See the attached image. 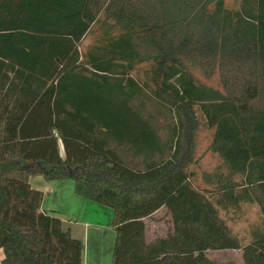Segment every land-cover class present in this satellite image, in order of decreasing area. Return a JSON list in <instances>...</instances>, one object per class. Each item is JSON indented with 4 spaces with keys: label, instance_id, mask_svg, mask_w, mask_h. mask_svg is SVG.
<instances>
[{
    "label": "trees",
    "instance_id": "obj_1",
    "mask_svg": "<svg viewBox=\"0 0 264 264\" xmlns=\"http://www.w3.org/2000/svg\"><path fill=\"white\" fill-rule=\"evenodd\" d=\"M101 14L121 36L84 59ZM134 63L152 64L154 88ZM200 118L230 171L203 176L213 190L188 171ZM36 176L72 180L76 196L112 210V264H216L207 251L264 264V0L238 11L224 0H0L1 264H82V242L42 211ZM244 204L262 215L247 243L222 217ZM163 209L172 232L148 242L145 220Z\"/></svg>",
    "mask_w": 264,
    "mask_h": 264
},
{
    "label": "rangeland",
    "instance_id": "obj_2",
    "mask_svg": "<svg viewBox=\"0 0 264 264\" xmlns=\"http://www.w3.org/2000/svg\"><path fill=\"white\" fill-rule=\"evenodd\" d=\"M256 0H224L227 9L232 11H238L242 8L253 7ZM121 32L113 25V22L106 18L104 14H101L98 21L91 28L90 32L86 35L80 45V52L84 59H87L90 53H94L98 48L106 47L109 41L113 38H119ZM151 63L144 64H132L131 75L141 85L148 84L154 88L155 83L151 77ZM191 74L194 79L209 88L221 91V85L218 77H214L211 80H206L204 76L198 70H192ZM156 104L149 103V109H156ZM159 109V107H158ZM164 112V111H162ZM165 113V112H164ZM169 116H162L160 123L163 126L166 125V121H170ZM201 125L196 133L195 141V156L194 163L189 167L188 171L192 175L191 182L194 187L199 190H213V186L206 183L203 179L204 175H211L222 173L227 175L230 173L229 169L225 166L223 161L210 150V146L213 139V131L208 129L204 124V121L200 118ZM163 138L166 135L162 133ZM133 166L141 169V162L129 161ZM67 182H72L69 180ZM106 210V211H104ZM113 212L111 209L102 207L95 203L89 202L86 210L81 214V220L89 221L97 228H92L91 242H89V250L93 255H97L100 261L105 260L106 250L110 247V238L107 237L110 230L108 227L113 220ZM226 222L229 226H232V231L244 242L249 241L251 231L260 226L262 223V215L260 214L259 207L257 205H243L240 211L228 212ZM234 216L235 222L231 223V216ZM148 223V236L149 239L166 238L172 232V221L168 211L163 209L155 214L151 219L147 220ZM231 223V224H230ZM109 229V230H108ZM98 230L99 232H95ZM100 232L103 237H100ZM99 261V260H98ZM98 261H95L96 264Z\"/></svg>",
    "mask_w": 264,
    "mask_h": 264
},
{
    "label": "crops",
    "instance_id": "obj_3",
    "mask_svg": "<svg viewBox=\"0 0 264 264\" xmlns=\"http://www.w3.org/2000/svg\"><path fill=\"white\" fill-rule=\"evenodd\" d=\"M61 155L64 156L63 148L60 149ZM68 180L53 181L48 182L42 176L32 177L30 179L31 187L35 190L41 191L44 193V201L42 204V211L51 213L61 219L64 231L70 232L74 239H77L82 242L83 252H82V264H96L95 261H98L97 264H112L113 259V249L116 240V233L111 225L108 227L110 230L106 233H109L107 237L110 238V247L106 250L105 260L100 261V258L97 255H93L89 250V242H91V232L92 228H97L95 225H92L89 221L81 220V214L86 210L89 201H86L74 193V182H67ZM248 205V204H244ZM252 206V205H249ZM106 211V210H104ZM107 212V211H106ZM158 213V212H157ZM156 213V214H157ZM113 215V213L111 214ZM155 215V214H154ZM152 215L150 219L154 216ZM227 212L222 211V217L226 220ZM231 216L230 222L234 223L236 220L234 216ZM148 219L145 220L146 223ZM230 223V224H231ZM229 226V225H228ZM232 228V226H229ZM99 232L98 230H94ZM251 234V233H250ZM104 234L100 237H103ZM148 242H152L153 239H149L147 232ZM247 243V242H246ZM206 260L212 263H222L226 261L235 262L236 264H243L241 259V251H207L205 253ZM4 258V253L0 250V264Z\"/></svg>",
    "mask_w": 264,
    "mask_h": 264
}]
</instances>
